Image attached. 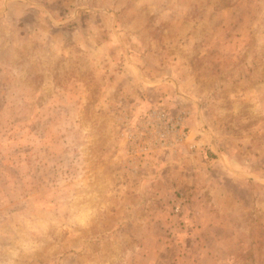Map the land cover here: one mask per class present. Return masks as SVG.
Returning <instances> with one entry per match:
<instances>
[{"label": "rangeland", "instance_id": "rangeland-1", "mask_svg": "<svg viewBox=\"0 0 264 264\" xmlns=\"http://www.w3.org/2000/svg\"><path fill=\"white\" fill-rule=\"evenodd\" d=\"M0 264H264V0H0Z\"/></svg>", "mask_w": 264, "mask_h": 264}]
</instances>
